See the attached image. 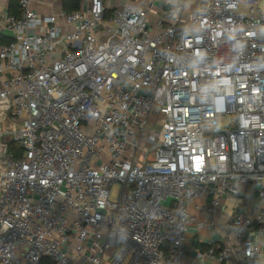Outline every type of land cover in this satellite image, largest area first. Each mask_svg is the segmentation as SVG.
I'll return each mask as SVG.
<instances>
[{
    "label": "built area",
    "instance_id": "obj_1",
    "mask_svg": "<svg viewBox=\"0 0 264 264\" xmlns=\"http://www.w3.org/2000/svg\"><path fill=\"white\" fill-rule=\"evenodd\" d=\"M162 2L2 15L0 264H184L203 228L264 264V0ZM225 196L253 205L218 223Z\"/></svg>",
    "mask_w": 264,
    "mask_h": 264
},
{
    "label": "crops",
    "instance_id": "obj_2",
    "mask_svg": "<svg viewBox=\"0 0 264 264\" xmlns=\"http://www.w3.org/2000/svg\"><path fill=\"white\" fill-rule=\"evenodd\" d=\"M141 7L149 10L150 18L153 20L158 17L163 9L162 0H137ZM11 0H0V21L4 13L8 12ZM264 5V4H263ZM32 9L40 16H48L54 12L62 11V0H33ZM11 37L8 32L1 31L0 24V38ZM209 203L204 199L196 201L191 207V211L198 218V220L205 222L209 221L208 215L203 212L209 207ZM253 204L244 196L231 197L225 196L223 198L222 208L219 209L215 216L216 222L227 223L232 220L233 217L246 209V206H252ZM194 206L203 208V211L195 209ZM257 239L262 246V254L264 258V235ZM213 240L216 242L217 247H230L233 250V257L229 262L221 263L216 257H205V264H244L242 257L239 255L241 251V243L237 235L229 230H216L203 228L200 231L192 229L187 234V241L185 243L186 257L184 264H197V252L199 250L206 251L208 249L207 244Z\"/></svg>",
    "mask_w": 264,
    "mask_h": 264
},
{
    "label": "trees",
    "instance_id": "obj_3",
    "mask_svg": "<svg viewBox=\"0 0 264 264\" xmlns=\"http://www.w3.org/2000/svg\"><path fill=\"white\" fill-rule=\"evenodd\" d=\"M81 1L82 0H62V10L67 13L75 12L80 8ZM8 12L15 16L20 15L19 0H11ZM11 40V37H2L0 38V45L8 44Z\"/></svg>",
    "mask_w": 264,
    "mask_h": 264
},
{
    "label": "rangeland",
    "instance_id": "obj_4",
    "mask_svg": "<svg viewBox=\"0 0 264 264\" xmlns=\"http://www.w3.org/2000/svg\"><path fill=\"white\" fill-rule=\"evenodd\" d=\"M262 8L264 9V5H262ZM161 121V118L159 117L156 109H154L153 113H152V117L149 121V125L147 128V135L150 136L152 133L155 134V132H160L161 126H159L157 123ZM155 136H157L155 134ZM121 191V187L119 185H114L112 188V192H111V196H110V200L115 202L118 200V196L120 194Z\"/></svg>",
    "mask_w": 264,
    "mask_h": 264
}]
</instances>
